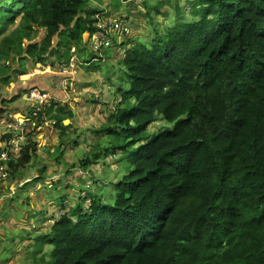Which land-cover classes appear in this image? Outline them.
<instances>
[{
	"label": "trees",
	"instance_id": "trees-1",
	"mask_svg": "<svg viewBox=\"0 0 264 264\" xmlns=\"http://www.w3.org/2000/svg\"><path fill=\"white\" fill-rule=\"evenodd\" d=\"M104 1L0 0L1 82L26 74L25 52L46 65L52 57L69 63L79 43L88 51L85 35L102 13L90 4ZM158 5L157 12L168 8ZM188 5L193 20L177 3V23L155 29L150 44L135 43L132 30L117 47L130 87L117 90L110 125L97 134L112 145L106 158L122 155L130 171L114 184L113 203L90 195L89 205L53 218L36 238L40 253L53 247L39 264H264V0ZM113 9L129 22L115 15L114 2ZM39 30L42 41L24 47ZM20 98L0 97V119ZM65 115L71 111L56 102L48 109L61 135ZM158 120L173 126L149 135ZM26 143L8 164L9 178L36 156V142Z\"/></svg>",
	"mask_w": 264,
	"mask_h": 264
},
{
	"label": "rangeland",
	"instance_id": "rangeland-1",
	"mask_svg": "<svg viewBox=\"0 0 264 264\" xmlns=\"http://www.w3.org/2000/svg\"><path fill=\"white\" fill-rule=\"evenodd\" d=\"M130 1L105 0L102 4L91 3L90 7L102 11L105 15L113 16L111 9H113L114 2L119 9L115 15L126 17L129 20V25L134 32V42L143 44H150L155 36V29L163 33L165 29L177 23V3L179 8H183L187 20L192 19L189 14L191 8L188 5L190 0H143L139 5L134 0ZM160 2L166 4L164 7L168 6L164 10L161 8L162 13L153 8L158 7ZM149 12L150 17H147ZM165 12L169 14L168 17L163 14ZM20 20L21 16L17 17L16 25L11 27L9 33L17 28ZM44 36L45 30L37 31L31 41H25L24 47L40 43ZM84 47L81 43L72 47L70 60L74 56L77 58L82 52L79 56L85 62L90 61L89 71L87 70L89 67L83 65H78L76 68L72 66V69L67 70V74L74 77L73 80L76 79L75 86H71V76L70 78L64 76L68 90L63 88L62 91L69 93V97L64 100L69 103L73 102V104L78 103L72 106L77 112L70 110L72 115L64 116L69 128L64 135H61L60 130L48 123L43 131L35 135L31 134V137L28 136V139L37 144L36 156L26 167L13 173L9 180L0 187V264H39L44 253L48 255V260L53 247L44 246L40 253L36 238L50 230L54 223L53 218L58 219L63 213L69 212L80 204L89 205L90 195L100 197L104 202L113 203L114 184L130 171V167L121 161L122 155L117 154L106 158L104 151L111 149L112 145L108 138L97 134L98 130L110 125L108 117L117 107L122 96L117 90L119 88L127 90L130 87L126 71L119 61L121 55L110 48L104 49L101 56H94L90 48L86 51ZM65 53L64 48L62 54L65 55ZM116 55L118 57H115ZM21 57L26 59L24 69L29 76L19 80L13 74L14 81L10 82V85H4L1 82L2 69L6 63L0 59V97L11 98L14 90H17V95L23 94V90L19 91L14 86L18 83V86L29 87L30 81L36 82V76L44 78L43 83L37 81L40 89L47 91L53 98L57 96L52 91L55 87L46 78L48 73L47 75L45 73L50 72L55 75L57 70L54 69L59 61L52 57L48 58L46 65H42L37 64L35 59L29 58L26 52ZM8 64L14 70L21 69V64H13L12 60ZM64 66L60 64L58 69ZM84 80H90L92 85L87 87L82 84ZM89 87H94L96 91L88 89ZM90 91L100 94V100L95 99L94 95L89 97ZM72 92H82L86 100L75 102L78 96L70 94ZM28 101L20 98L7 107L19 110L23 108L30 112L32 107ZM76 105H79V108ZM7 112L6 116L12 114L17 119L22 117L21 113L23 114L24 110H7ZM5 122H7L6 118L0 119V134L6 131ZM172 126V123L158 120L149 127L148 134L152 135L164 128H172ZM21 178L23 181L17 182Z\"/></svg>",
	"mask_w": 264,
	"mask_h": 264
},
{
	"label": "built area",
	"instance_id": "built-area-1",
	"mask_svg": "<svg viewBox=\"0 0 264 264\" xmlns=\"http://www.w3.org/2000/svg\"><path fill=\"white\" fill-rule=\"evenodd\" d=\"M134 1L139 5L143 0ZM94 18L96 20L94 24L96 31L89 38V48L98 56H101V52L104 49L113 48L115 50L117 47H121L127 41V38L130 37L133 30L129 22L123 20V18L105 15L103 12L97 14ZM80 64H84V62L74 56L68 64H64L65 66L58 69V71L69 77L71 75L67 74V70L72 69V66L76 68ZM70 79L73 82L74 77L71 76ZM66 86L64 85L63 88L67 90ZM92 95H94L95 99L100 100L101 98L100 94L92 93ZM26 96L32 107L28 116L17 119L11 116L8 119L6 118L5 132L6 134H11L12 137L9 141L4 142H1L0 138V146L4 147L0 156V187L9 178L8 164L13 159L20 157L28 135H35L37 132L43 131L48 123L54 127L56 125V121L48 116V109L56 101L55 98L51 97L47 91H43L36 86L30 88Z\"/></svg>",
	"mask_w": 264,
	"mask_h": 264
},
{
	"label": "crops",
	"instance_id": "crops-1",
	"mask_svg": "<svg viewBox=\"0 0 264 264\" xmlns=\"http://www.w3.org/2000/svg\"><path fill=\"white\" fill-rule=\"evenodd\" d=\"M93 3H96V2H92V4ZM101 9H103V8H101ZM85 43H86V45H87V48H89V45H90V43H89V36H87V35H85V41H84ZM75 45H73L72 47H74ZM87 51V50H86ZM119 52H120V49H118L117 48V54H119ZM115 57H117V55L115 56ZM79 60H81V61H83V62H85L84 61V59H82L80 56H78L77 57ZM63 64H68V63H63ZM88 63H86V64H80V65H83L84 67H89L90 66V64L89 65H87ZM79 65V66H80ZM58 66H60V63H57V66H56V69H54V70H57V71H55L56 72V74L55 75H53V74H51L50 72H46L45 73V75H47V73H48V75H47V79L50 81V83H51V85L52 86H54L55 87V89H53L52 91L57 95V96H55L54 98H55V102L56 103H58L59 105H61V106H63V107H65V108H67V109H69V110H74V112H77V110L74 108V107H72L73 105L75 106V104H78V103H74L73 104V102H71V103H69V102H67V101H65L64 99H67V97H69V93L67 92V93H65V92H63L62 91V89H63V87H64V85H66V83H65V81H64V76H67V75H64L63 73H60L59 71H58ZM89 69H90V67L89 68H87V70L89 71ZM51 75V76H50ZM53 75V76H52ZM86 75H88V74H86ZM85 75V76H86ZM29 76V74H24V75H22V76H18V78H19V80H21V78H24V77H28ZM36 78V82H32V81H30L29 83V87H26L25 88V86H18V83L14 86V87H16V89H19V91H22V90H27V89H29V88H32L33 86H37L38 87V85H40V84H38L37 83V81H39V82H42L43 83V81H44V78L41 76H36L35 77ZM31 79H33L32 78V76H31ZM14 81V80H13ZM76 81V79L75 80H73V82L71 83V86H75V84H74V82ZM79 81V80H78ZM82 84H85L87 87L88 86H91L92 85V82H90V80H84V82H82ZM12 85H14V83L12 84ZM46 88H48L47 86H45ZM67 88H68V85L66 86ZM24 88V89H23ZM76 88H78V85H76ZM93 89V90H95L96 91V89L94 88V87H89L88 89ZM49 89H51V88H49ZM88 89H86V90H88ZM68 90V89H67ZM87 93H89V92H87ZM26 92H24L23 94H21V100H26V101H28V99H27V96H26ZM70 94H73V95H75V96H78L77 97V99L75 100V102L76 101H83V100H86L82 95H84V94H82V92H79V93H77V92H72V93H70ZM14 96H18L17 95V90H14V93L12 94V97H14ZM11 97V96H10ZM12 97L11 98H6V99H8V100H10V99H12ZM89 97H92V91H90V93H89ZM90 100H91V98H89ZM19 100V99H18ZM16 102V101H15ZM29 102V101H28ZM14 103V102H13ZM13 103H10V104H13ZM9 104V105H10ZM8 105V106H9ZM81 105H82V103H81ZM76 106H78V108H79V105H76ZM94 108L95 107H97V106H93ZM4 109H6V110H8V111H11V110H18V111H20V110H24V113L22 114L21 113V116L22 117H27L28 116V112L29 111H26L25 109H23V108H21L20 110L19 109H17V108H11V107H4ZM8 114V112H6V114L5 115H7ZM16 114H18V112H16ZM10 116L12 117V118H15L14 116H12V114H10ZM9 116V117H10ZM8 119V118H7ZM67 122V121H66ZM66 124V123H65ZM3 133V132H2ZM4 133H6V132H4ZM23 181V178H21V179H19V180H17V182H19V181Z\"/></svg>",
	"mask_w": 264,
	"mask_h": 264
}]
</instances>
